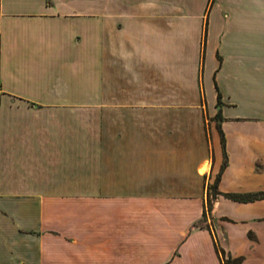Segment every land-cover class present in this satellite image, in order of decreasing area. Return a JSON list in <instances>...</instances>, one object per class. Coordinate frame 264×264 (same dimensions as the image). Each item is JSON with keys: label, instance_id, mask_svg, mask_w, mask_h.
I'll return each mask as SVG.
<instances>
[{"label": "crops", "instance_id": "1", "mask_svg": "<svg viewBox=\"0 0 264 264\" xmlns=\"http://www.w3.org/2000/svg\"><path fill=\"white\" fill-rule=\"evenodd\" d=\"M0 90V264H264V0H0Z\"/></svg>", "mask_w": 264, "mask_h": 264}, {"label": "trees", "instance_id": "2", "mask_svg": "<svg viewBox=\"0 0 264 264\" xmlns=\"http://www.w3.org/2000/svg\"><path fill=\"white\" fill-rule=\"evenodd\" d=\"M223 142V139H222ZM225 163V161H224ZM223 163V165H224ZM222 165V167H223ZM219 179V175L216 176L214 183L212 184V186L209 187L208 192L214 197L218 191L216 190V185ZM224 195L235 199V200H250V199H254V198H261L264 197V191H260V192H255V193H249V194H234V193H225ZM224 264H237V260H224Z\"/></svg>", "mask_w": 264, "mask_h": 264}, {"label": "rangeland", "instance_id": "3", "mask_svg": "<svg viewBox=\"0 0 264 264\" xmlns=\"http://www.w3.org/2000/svg\"><path fill=\"white\" fill-rule=\"evenodd\" d=\"M207 208H209V203H207Z\"/></svg>", "mask_w": 264, "mask_h": 264}, {"label": "built area", "instance_id": "4", "mask_svg": "<svg viewBox=\"0 0 264 264\" xmlns=\"http://www.w3.org/2000/svg\"><path fill=\"white\" fill-rule=\"evenodd\" d=\"M1 93H2V92H1V90H0V95H1Z\"/></svg>", "mask_w": 264, "mask_h": 264}]
</instances>
